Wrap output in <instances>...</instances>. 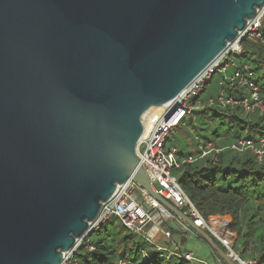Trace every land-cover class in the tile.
<instances>
[{
	"label": "water",
	"instance_id": "obj_1",
	"mask_svg": "<svg viewBox=\"0 0 264 264\" xmlns=\"http://www.w3.org/2000/svg\"><path fill=\"white\" fill-rule=\"evenodd\" d=\"M263 7L0 0V264H63L129 178L236 264L153 188L137 147Z\"/></svg>",
	"mask_w": 264,
	"mask_h": 264
},
{
	"label": "trees",
	"instance_id": "obj_2",
	"mask_svg": "<svg viewBox=\"0 0 264 264\" xmlns=\"http://www.w3.org/2000/svg\"><path fill=\"white\" fill-rule=\"evenodd\" d=\"M261 30L264 33V24ZM241 45L240 52L231 54L236 64L229 68L227 75L217 72L208 80L203 92L197 97L204 106L185 117L184 123L170 133L165 148L175 149L180 160L194 157L193 161L184 162L173 169L181 186L207 220L211 216L219 215L218 219L226 223L227 229L236 233L233 249L242 260L264 264V157L259 160L251 149L242 151L231 147L243 138H251L258 143L264 137V110L255 107L253 111H248L241 103H225L219 98L222 96L225 100L230 97L251 100L249 87L231 84L228 77L226 78L247 64L256 75L259 98L264 104V44L257 37L248 36L241 41ZM211 121L220 122L212 130L213 136L209 137L202 132L206 129L202 125H209ZM183 125L193 126L199 140L195 152L180 148V144L174 139L175 131ZM223 125L226 129L221 131ZM169 141H172L171 145ZM208 142L218 150L202 156L200 146H206ZM225 216L229 218H224ZM117 218L110 217L89 234L79 245L72 263L120 264L124 259L125 264H205L188 261L183 256L167 257L165 251L153 248L141 235L127 230L123 225L118 228L115 224ZM171 231L172 236L179 232L186 234L182 235L180 241H176L179 244L182 241V245H185L187 236L192 234L181 228H171ZM193 232L206 243L200 234ZM211 236L227 251L216 237L212 234ZM211 252L215 259L227 264L216 251L211 249Z\"/></svg>",
	"mask_w": 264,
	"mask_h": 264
},
{
	"label": "built area",
	"instance_id": "obj_3",
	"mask_svg": "<svg viewBox=\"0 0 264 264\" xmlns=\"http://www.w3.org/2000/svg\"><path fill=\"white\" fill-rule=\"evenodd\" d=\"M263 22L264 7L258 11V14L253 19L249 20L247 28L241 32L240 36L235 41L231 42L229 46L188 85L172 106L152 124L137 147L140 162L145 167L153 188L164 198L181 209L185 214L190 216L196 226L212 233V235L226 247L231 258L238 260L242 264H254V261L242 260L240 258L239 254L233 249V233L227 229L226 223L223 226L224 230L219 231L215 229L213 224L209 223L202 215L181 186L178 177L173 173L174 168L180 167L184 162L193 161L194 157L189 156L186 159L180 160L176 156L175 149L166 150L165 147L170 133L180 124L184 123L185 117L192 114L194 110L204 106L197 97L203 92L208 80L217 72L227 75L229 68L236 64L231 54L242 50L241 39L248 36L257 37L264 44V33L261 30ZM227 77L231 84L249 87L251 89V100H253L251 101L249 98L236 100L232 97L225 100L220 96L219 98L223 102L230 104L241 103L248 111H253L255 107L264 110V104L259 98V87L256 81V75L247 64L236 69L233 74L226 76V78ZM210 103H212V99ZM174 105H178L177 109L169 119H166V115L171 111ZM231 147L242 151L251 149L259 160H262L264 157V137H261L258 143L254 139L243 138L237 143L232 144ZM200 148L202 150V156L208 154L212 150H218L211 142H208L206 146L201 145ZM112 216L118 217L127 230L135 232L145 238L151 243L153 248L165 251L167 257L177 255L183 256L184 259L188 261L209 264L193 250H189L185 246L182 248V245L176 244L173 247L156 242L158 234H162L167 241L172 239L170 224H176L178 228H181L185 232L194 233V230L184 220L168 211L159 201L152 197L145 188L132 178L119 184L112 198L103 203L99 215L96 220L91 223V228H93L94 231L97 230ZM88 236L89 234L86 235L84 239H81L74 249L65 254L63 264H67L69 259L71 260L68 262L69 264H75L72 263L73 256L79 245ZM125 263L126 261L124 259L120 261V264Z\"/></svg>",
	"mask_w": 264,
	"mask_h": 264
},
{
	"label": "rangeland",
	"instance_id": "obj_4",
	"mask_svg": "<svg viewBox=\"0 0 264 264\" xmlns=\"http://www.w3.org/2000/svg\"><path fill=\"white\" fill-rule=\"evenodd\" d=\"M264 24V22H263ZM252 66L254 65L253 62L248 61ZM216 78H218V76H216ZM204 109V108H203ZM196 115H193V117H195ZM219 122L220 121H216L213 122L211 121V123L209 125H202L203 127H206L205 130H203L202 132L204 134H206L207 136L211 137L213 136V129L217 128L219 126ZM226 129V127L223 125L220 130L224 131ZM176 135H174V139L177 141L180 148H184L187 151H192L195 152L198 149L199 146V140L197 139V135L194 132L193 126L192 125H183L181 126L180 129L176 130ZM172 141H169V144L171 145ZM215 146V145H213ZM220 216L219 215H215V216H211L208 221L209 223L213 224V223H219L221 222L218 218ZM228 216H225L224 218H227ZM213 218H215L214 220H212ZM229 218V217H228ZM116 226L121 227L122 226V222L119 218H117L116 222H115ZM170 226V225H169ZM173 228V227H172ZM175 228V227H174ZM178 228V227H177ZM176 229V228H175ZM178 230V229H177ZM185 234L184 232H179L177 235H173L171 240H165L163 235L162 238L156 237V242L159 244H165V245H170L171 246H175L177 243L179 244V242L176 243V241H180V239L182 238V235ZM186 235V234H185ZM236 238V233H233V240L235 241ZM182 245V241L180 243ZM208 245V244H207ZM206 243L203 242L202 239L198 238L194 233H192L189 237L187 236V241L185 243L184 246H186L187 249L189 250H193L196 254L197 253H201V257L203 258V250H205L207 248ZM184 246L182 245V248H184ZM210 249V247H209ZM71 258V257H70ZM176 258H174L175 260ZM205 260L208 261L207 258H203ZM234 260V259H233ZM71 261L70 259L67 261V264H69L68 262ZM235 262H238V264H242L240 263L238 260H234ZM194 262V261H193ZM196 262V261H195ZM210 264H213V262H211V260L208 261ZM216 264H221V262L219 260H217Z\"/></svg>",
	"mask_w": 264,
	"mask_h": 264
},
{
	"label": "crops",
	"instance_id": "obj_5",
	"mask_svg": "<svg viewBox=\"0 0 264 264\" xmlns=\"http://www.w3.org/2000/svg\"><path fill=\"white\" fill-rule=\"evenodd\" d=\"M170 227L172 228H176V229H178L177 227V225L176 224H170ZM195 234V233H194ZM233 235V234H232ZM157 237H158V239L159 238H162V235L161 234H158L157 235ZM207 245V244H206ZM184 246V245H183ZM186 247V246H185ZM202 252H204L203 253V258H207L208 259V261L209 260H211V262H213V264H216L217 263V259H215L214 257H213V255H212V252H211V249H209V246L207 245V248L205 249V250H203ZM199 256L201 255V253H197ZM202 256V255H201ZM207 261V260H206ZM207 261V262H208ZM209 263V262H208ZM210 264V263H209Z\"/></svg>",
	"mask_w": 264,
	"mask_h": 264
},
{
	"label": "bare ground",
	"instance_id": "obj_6",
	"mask_svg": "<svg viewBox=\"0 0 264 264\" xmlns=\"http://www.w3.org/2000/svg\"><path fill=\"white\" fill-rule=\"evenodd\" d=\"M224 224H225L224 222L213 223V226L215 227V229L222 231V230H224L223 229Z\"/></svg>",
	"mask_w": 264,
	"mask_h": 264
}]
</instances>
